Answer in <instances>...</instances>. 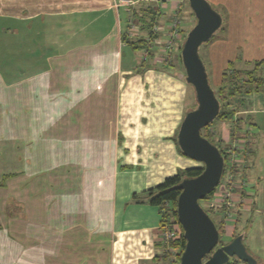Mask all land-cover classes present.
Here are the masks:
<instances>
[{"label": "crops", "instance_id": "0c3cea01", "mask_svg": "<svg viewBox=\"0 0 264 264\" xmlns=\"http://www.w3.org/2000/svg\"><path fill=\"white\" fill-rule=\"evenodd\" d=\"M208 1L231 10L222 35L227 43L212 39L202 56L210 72L215 70L218 86L239 45L243 59L264 58V0ZM116 2L0 0V82L7 80L1 73L10 66L14 112L23 115L19 123H26L34 142L33 150L26 142L27 168L0 174L14 173L0 187L13 183L12 217L0 218V264L175 263L173 254L162 255L159 209L145 191L178 169L197 166L174 141L185 112L195 104L194 91L170 65L152 61L137 68L120 37L127 24H121L122 13L126 21L131 8L150 6L158 10L161 24L173 16L178 0L163 7L142 0L132 7ZM259 98L264 103V95ZM240 114H250L253 122H244L239 132L246 137L240 139L254 141L255 147L241 151L242 164L232 172L244 181L239 193L245 206L226 220L224 236L241 234L256 264H264V145L257 150L255 143L259 132L264 136V107H249L234 117ZM219 122L216 135L225 142L230 127L224 126L230 122ZM30 131H43L42 140L35 141ZM116 156L137 170L124 171L118 181ZM38 160L42 171L30 166ZM58 164L60 171L53 174ZM68 167L75 169L68 174ZM128 175L138 181L128 183Z\"/></svg>", "mask_w": 264, "mask_h": 264}, {"label": "water", "instance_id": "95a60500", "mask_svg": "<svg viewBox=\"0 0 264 264\" xmlns=\"http://www.w3.org/2000/svg\"><path fill=\"white\" fill-rule=\"evenodd\" d=\"M188 2L195 23L182 41L180 55L185 81L193 88L196 105L185 112L176 140L184 155L202 163V170L193 177L182 178L177 185L180 192L176 199V215L185 239L178 264H224L231 256L245 264H256L241 234L218 243L217 226L199 203L218 185L224 169V157L218 146L201 134V129L218 115L220 104L199 53V46L221 26L222 16L207 0Z\"/></svg>", "mask_w": 264, "mask_h": 264}, {"label": "trees", "instance_id": "16d2710c", "mask_svg": "<svg viewBox=\"0 0 264 264\" xmlns=\"http://www.w3.org/2000/svg\"><path fill=\"white\" fill-rule=\"evenodd\" d=\"M158 10L152 8L150 6L147 7H138L137 9H133L132 17L133 20L140 24V30L138 35L129 36L125 32H121V41L123 44L128 45L133 50H138L141 47L145 46V35L151 34V26L156 23ZM142 30L144 32H142ZM185 36V35H184ZM179 57L181 55L179 53ZM238 62L243 63L238 65ZM148 64L145 63L144 65ZM141 65V63H139ZM164 66V64H162ZM143 66V65H141ZM185 78V75H184ZM214 93L219 100L220 108L218 115L219 119H230L232 121V126L229 128V135L232 138H241L246 137L244 133L240 134V129L242 128L244 122L253 123L252 116L250 114L237 116L234 117V114L240 110L248 109L249 106L252 104V96L264 95V58L261 59H253V60H244L239 54L232 60H228L225 68L222 70L220 74V82L217 86V89H214ZM196 104H194L189 109L193 108ZM211 124V123H210ZM207 125L206 127L201 129V134L208 138L212 143L218 146L219 150L223 154L224 157V169L222 176L225 174L227 169V162H226V153L225 148L221 145L220 140L214 142L209 138V132L205 131L210 126ZM236 137L235 135L237 134ZM174 141L177 145L176 136H174ZM178 149L180 150L179 146L177 145ZM254 141H245L244 149L247 153L254 152ZM181 151V150H180ZM244 156V155H243ZM202 170V165L194 166V167H186L181 168L176 171L175 174L167 176L163 179L162 182L158 183L157 185L153 186L146 190V195L148 201L152 205H156L159 209L160 213V224L165 225L166 223H174L178 230L179 234L172 240L169 241H161V247L163 248V256H169L168 248L173 247L177 251L175 252V257L173 261L175 264H178L179 257L181 251L183 250L185 239L183 236V229L180 223L177 221L176 215V199L180 192L178 188V183L184 177H193L199 174ZM237 169H231V172L234 174L236 173ZM14 176L13 172H5L0 177V187H6V182L8 179ZM221 176V178H222ZM219 185V183H218ZM218 185L213 188L203 199H208L217 189ZM133 198L139 201L138 196L136 193H133ZM203 208L207 211L210 217L213 219V214L215 215L218 212V208ZM214 220V219H213ZM217 229L219 231V237H223L225 233V226L222 221H215ZM238 235L234 233V236ZM220 244L224 243L225 241L220 239Z\"/></svg>", "mask_w": 264, "mask_h": 264}, {"label": "rangeland", "instance_id": "374dc122", "mask_svg": "<svg viewBox=\"0 0 264 264\" xmlns=\"http://www.w3.org/2000/svg\"><path fill=\"white\" fill-rule=\"evenodd\" d=\"M134 1H139V0H134ZM142 1H144V0H142ZM147 2H149V3L151 2L152 4H154L153 0H151V1L147 0ZM170 2H171V0H167L166 3H170ZM208 2L212 5V7L215 10H217L221 14V16L223 18V22H222L221 26L214 32L212 37L208 41L202 43L199 46V53H200L201 58L205 52V49H207V47L209 46V43L212 39L213 40L218 39L222 43V45H225L227 43V40H228L227 38L222 37V35H224L226 32L225 31V28H227L226 22H227V20H230L229 17L231 15V10L228 8V6L225 3L217 4L214 2L211 3L210 1H208ZM175 3H177V6H176V9L178 11L177 16H178L181 24L183 25V35H186L188 30L195 23L194 14H193L190 6H189L188 0H178V2H175ZM122 5H124V4H122ZM125 19H126V17L122 13V16H121L122 26H125V23H126ZM133 22H135L136 26L138 25V29H139V31H141L139 28L140 24L134 20H133ZM228 37L230 40V38H231L230 35H228ZM8 39L10 41V38H6V40H8ZM183 39H182V41H183ZM182 41H181V43H179L178 47L173 52L171 60H170V62H168L169 64H167V65L172 66L173 68H175V70H179V72H181V74L184 77L185 70H184V67L182 65L181 58L179 57ZM227 45H229V44H227ZM240 47L241 46L239 45L238 46L239 49L237 50V54H239L242 57L241 52H240L241 51ZM125 51L126 52L129 51V54L131 55V60L133 61V63L136 64L137 68H141V65L144 66L145 63H147V62L151 63L152 61H155L156 63H160V64L163 63L160 60V56L159 57L157 56L158 54L156 55L157 57H155V58L150 57L151 60L147 59V60L141 61V60H138V57H139L138 56V54H139L138 50H133V49L131 50L130 48L124 49V54L126 55ZM127 55H128V53H127ZM222 55H223V53L221 52L216 57V68H219V66L221 64ZM251 60H253V59H251ZM139 61L142 62L141 65H139V63H140ZM203 62H204L205 67H206V71H207V75H208V81H209L211 87L213 88V90L214 89L216 90L217 89V85L215 82L216 76H214V74H213V73H215V70L210 72L211 67L209 66L206 58H205V61L203 60ZM0 64H1V62H0ZM241 64H243V63L238 62V65H241ZM8 67L9 68L5 69L6 70L5 73H1L4 77L7 78V80H2V82H0V84L2 85L0 88L1 89L0 90V174L3 171H10L12 169L17 170L19 168H27L28 167V164L24 161V159L27 158V154H29L28 149H27L29 147H28V144L26 143L28 141V139H29V144H30L31 149L32 150L34 149V146H33L34 142H32V138H29V136L27 135L29 129H27V126L25 125L26 123L25 124L19 123L20 121L23 120L21 118V116H23V115L21 114V116L18 117V115H16L14 112V110H15L14 107H17L18 105H15L16 102L13 101L12 97H11V94H12L11 93V81L10 80L8 81V79L11 78L10 77L11 76V68H10V66H8ZM208 70H209V73H208ZM3 82H5V83H3ZM194 98H195V96H194ZM121 103H122V99H120L119 104H121ZM195 103H196V101H195ZM251 105L252 106H249L251 108L252 107H256V108L257 107L258 108L264 107V103L260 100L258 95L252 96V104ZM40 117H42V115H40ZM24 120L25 121L27 120V115L24 116ZM219 121H220V119L218 117L214 118L213 121L211 122L210 126L207 128V130L205 129V131L209 132V138L211 140H213L214 142H216L218 140L216 132L219 131V130H217L218 129L217 127L219 125H221V124H218V123H220ZM229 122L231 123L230 119H229ZM230 123L225 124L224 128L227 129L228 127H231L232 125L230 126ZM30 134L32 135V137L36 136L35 141H37L38 136H39L38 138H41V140H42L43 131H40V132L36 131L35 135L33 134V132L30 131ZM224 138L226 139L225 142H224V140L220 141L221 145L224 148L227 146V143H230L231 141H234L236 139V138L234 139L233 137L231 138L230 135H229V139H228L227 130L224 131ZM256 138L257 139H256L255 143L257 144V148H258L257 150L263 149V145H264L263 134L261 132H259L258 137H256ZM41 140H38V143H40ZM118 141H119L118 145L121 146L122 145L121 138H118ZM31 143H32V146H31ZM53 143H54V139H53ZM24 144H25V146H24ZM26 144H27V146H26ZM18 153H19V157L17 156ZM36 158H37V156H36ZM17 159H20V161L17 162ZM117 159H118V162H117V177H118L117 180L118 181L120 179H122V174H124V171L130 170L132 168H133L132 171H134L135 169L137 170L136 167L124 165L123 164L124 159L122 156L117 157ZM21 160H23V161H21ZM28 162H30V161H28ZM195 163L197 166L202 165V163L198 162V161H195ZM43 165H44V163L39 162V160H38V162L37 161L36 162H34V161L30 162V166H32V168L34 167L36 169H41V171L44 169ZM60 165L61 164H58V165L52 167L53 174H54V171H60ZM235 167H236V165H235ZM74 169H75V167H68L67 168L68 174ZM227 171H228V168L226 169L225 175H223L221 180L219 181L218 187H220V184L221 185L223 184V182L226 178ZM137 173H139V171ZM67 179H69V178H67ZM126 179H129L130 181H128V183H131V184H134L136 181H138V178L135 177V175H133L131 177H130V175H128V176H126ZM56 180L59 181V176L56 177ZM72 180H74V179H72ZM53 182H55V181H53ZM57 184L58 183L53 184V187L57 186ZM14 185L17 186V183H15ZM12 187H13V183L11 180H9L8 181V187L0 190V218L2 220H3V218L7 219L8 217H12L11 216V209H12V204H13V200L11 197ZM34 187H36V186H34ZM208 199H200L199 203L202 206L208 208V205L205 204V203H207L206 200H208ZM235 211H236V209H234V213H235ZM219 212L220 211L218 210V212L215 215L213 214V219L217 222L222 221L225 224L226 219L223 220V217H221ZM220 239H222L224 241L229 240L224 235H223V237H220ZM224 264H245V263L243 261L237 259L236 257L231 256V257H229V260Z\"/></svg>", "mask_w": 264, "mask_h": 264}, {"label": "built area", "instance_id": "2783aa9c", "mask_svg": "<svg viewBox=\"0 0 264 264\" xmlns=\"http://www.w3.org/2000/svg\"><path fill=\"white\" fill-rule=\"evenodd\" d=\"M144 1L145 3H149L147 2V0ZM153 1L154 3H156V5H158V7H163L166 3V1L163 0ZM136 3L137 1L134 0H118L116 2V5L124 4L132 7ZM131 9L129 11V15L126 20L127 24L123 29V32H125L129 36H135L138 35L139 29L138 25L136 26L135 22H133L132 20L133 18ZM177 13L178 11L176 9L173 16L168 21L161 24L156 22L151 26L150 30L152 36H150L149 34L144 36L146 44L144 47L138 49V60H151L150 57L155 58L157 56H160V60L161 62H163L162 64H169L168 62H170L173 52L184 38L180 25L181 22L177 16ZM141 61L139 62L142 63ZM245 141L246 139L236 138L234 141L227 143V146L225 147V153L227 156L226 162L228 168L226 178L223 184H220V187H217L211 197L206 200L207 203H205L208 205V208H218L221 217H223V220L232 218L235 215L234 209H237V207L245 206V204L242 205L243 197L239 193V190L244 186V181L242 178H235L233 176V173L231 172V169L235 168V165H237V163H240L241 161L242 164L241 151L244 149ZM158 233L160 240L169 241L178 236L179 230L174 223L168 222L162 226L161 224H159ZM168 251L169 253L175 255V252L177 250L173 247H170L168 248Z\"/></svg>", "mask_w": 264, "mask_h": 264}]
</instances>
